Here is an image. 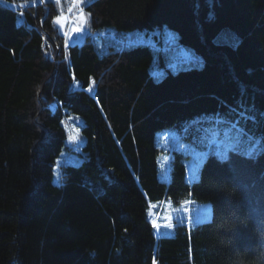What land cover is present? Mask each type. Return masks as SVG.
Returning a JSON list of instances; mask_svg holds the SVG:
<instances>
[{"label": "trees", "instance_id": "obj_1", "mask_svg": "<svg viewBox=\"0 0 264 264\" xmlns=\"http://www.w3.org/2000/svg\"><path fill=\"white\" fill-rule=\"evenodd\" d=\"M43 2L0 0V264H264V0H87L66 50L71 4ZM165 25L174 44L127 33ZM179 48L200 64L174 70ZM217 125L263 149L210 152L193 181L176 149L159 178L158 131L206 146ZM186 197L212 218L158 237L153 202Z\"/></svg>", "mask_w": 264, "mask_h": 264}, {"label": "rangeland", "instance_id": "obj_2", "mask_svg": "<svg viewBox=\"0 0 264 264\" xmlns=\"http://www.w3.org/2000/svg\"><path fill=\"white\" fill-rule=\"evenodd\" d=\"M65 15L69 19L67 20L66 28H60V30L64 39V49L66 50L67 47L82 44L86 35L90 32L88 27H85L81 32H72L71 28L74 26L72 19L74 16L71 13ZM78 24L79 21H77ZM65 31L68 33L67 47H65ZM127 33L132 35L134 43L143 42L155 45L159 42L158 39H160L169 40L170 43L174 44L177 39V32L166 25L150 30L149 33H146L143 29H136ZM77 37L78 39L72 41V39ZM57 49L59 50L60 46H57ZM173 58L175 63L174 70L188 66H198L200 64V56L187 51L185 48H179ZM208 135L213 137L211 143L206 146L204 144L196 146V142L200 139L190 142L189 139L181 137V132L176 127H169L165 131H158L155 136V144L162 148L158 156L159 178L161 180L169 178L171 159L176 149L191 154L186 158V179L189 181H193L198 177L199 166L210 152H214L219 156H226L230 149H238L249 155H257L263 149V135L254 129L246 130L243 127L236 128V126L217 125ZM201 140L206 141L207 137L201 138ZM153 205H155L153 207L155 215L160 221L161 232L164 235L173 234L176 223L187 222L189 224H197L212 218L211 202L195 200L192 197H186L180 202H174L169 198H165L154 201ZM168 225L172 226L169 227Z\"/></svg>", "mask_w": 264, "mask_h": 264}, {"label": "snow or ice", "instance_id": "obj_3", "mask_svg": "<svg viewBox=\"0 0 264 264\" xmlns=\"http://www.w3.org/2000/svg\"><path fill=\"white\" fill-rule=\"evenodd\" d=\"M43 2V0H41ZM66 2L70 3L71 6L67 9L68 13L73 14L74 18L72 19L73 27L71 28L72 32H81L85 27L89 25L91 13L89 11L85 10L84 5L86 4L87 0H66ZM55 4L57 6L62 4V0H55ZM69 17L65 15L63 11L60 12L57 16L54 17L53 23L56 25H59L61 29L66 28V23ZM77 21H79V24L77 25ZM68 33L65 31V47L68 46V39H67ZM92 89L90 88L89 91ZM74 139V137L70 138ZM152 207H155V205H152ZM153 228L158 227V225L153 222ZM171 227L172 225H168ZM153 264H155V261H153Z\"/></svg>", "mask_w": 264, "mask_h": 264}, {"label": "built area", "instance_id": "obj_4", "mask_svg": "<svg viewBox=\"0 0 264 264\" xmlns=\"http://www.w3.org/2000/svg\"><path fill=\"white\" fill-rule=\"evenodd\" d=\"M18 20H19L20 23H23V22H24V15H23L22 13H20V15L18 16ZM76 35H78V33H76ZM76 39H78V37L72 39V41H74V40H76ZM72 41H71V42H72ZM75 82H76V81H74V82L71 84V86H70V89H71L72 92H74V90H76V89L78 88V82H76V83H75Z\"/></svg>", "mask_w": 264, "mask_h": 264}, {"label": "bare ground", "instance_id": "obj_5", "mask_svg": "<svg viewBox=\"0 0 264 264\" xmlns=\"http://www.w3.org/2000/svg\"><path fill=\"white\" fill-rule=\"evenodd\" d=\"M41 4H44V2H42ZM70 92H72L71 89H70ZM156 228H157V227H156Z\"/></svg>", "mask_w": 264, "mask_h": 264}, {"label": "water", "instance_id": "obj_6", "mask_svg": "<svg viewBox=\"0 0 264 264\" xmlns=\"http://www.w3.org/2000/svg\"><path fill=\"white\" fill-rule=\"evenodd\" d=\"M42 3V2H41Z\"/></svg>", "mask_w": 264, "mask_h": 264}]
</instances>
